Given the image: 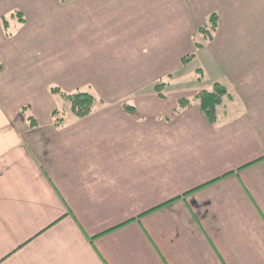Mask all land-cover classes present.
<instances>
[{
  "label": "crops",
  "instance_id": "obj_1",
  "mask_svg": "<svg viewBox=\"0 0 264 264\" xmlns=\"http://www.w3.org/2000/svg\"><path fill=\"white\" fill-rule=\"evenodd\" d=\"M233 50L215 124L122 103L99 131L42 125L0 61V264H264V54Z\"/></svg>",
  "mask_w": 264,
  "mask_h": 264
},
{
  "label": "rangeland",
  "instance_id": "obj_2",
  "mask_svg": "<svg viewBox=\"0 0 264 264\" xmlns=\"http://www.w3.org/2000/svg\"><path fill=\"white\" fill-rule=\"evenodd\" d=\"M213 14L218 28L210 40L199 29H210ZM236 46L264 54V0H0V61L19 89L11 99L36 105L42 125L52 107L74 117L53 88L93 95L98 118L76 124L96 131L115 122L122 103L142 106L149 120L156 105L173 108L215 84L234 91L237 61L224 56Z\"/></svg>",
  "mask_w": 264,
  "mask_h": 264
},
{
  "label": "trees",
  "instance_id": "obj_3",
  "mask_svg": "<svg viewBox=\"0 0 264 264\" xmlns=\"http://www.w3.org/2000/svg\"><path fill=\"white\" fill-rule=\"evenodd\" d=\"M20 16H22L20 14ZM24 22V19H21ZM5 28H7V23L4 22ZM210 29L207 27H202L199 29V33L203 34L207 39H212V33L218 28V16L213 14L209 19ZM192 57H185L183 58V62H187ZM163 84L156 85V90L159 93V97L165 98L163 94H161V87ZM53 94H59L61 97L66 99L71 107L72 114L78 118L83 119L90 114H92L94 110V106L96 104V99L93 95L89 93H76V94H68L62 92L59 88L52 89ZM232 96L228 93L226 87L222 86L221 84H215L214 89L212 91H201L193 100L198 101L200 108L203 114L206 116L208 121L212 124L217 122V109L223 105L226 100H230ZM192 105V100L189 99H181L178 102V108L176 109L177 113H180L182 110L190 107ZM127 111H132L131 107H126ZM61 112L55 110L52 115L55 119V125L57 127L62 126L64 123V119L61 116ZM30 121L32 125L36 124V121L30 117Z\"/></svg>",
  "mask_w": 264,
  "mask_h": 264
}]
</instances>
